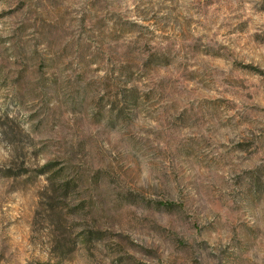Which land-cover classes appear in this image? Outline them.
<instances>
[{
	"label": "rangeland",
	"instance_id": "1",
	"mask_svg": "<svg viewBox=\"0 0 264 264\" xmlns=\"http://www.w3.org/2000/svg\"><path fill=\"white\" fill-rule=\"evenodd\" d=\"M0 264H264V0H0Z\"/></svg>",
	"mask_w": 264,
	"mask_h": 264
}]
</instances>
